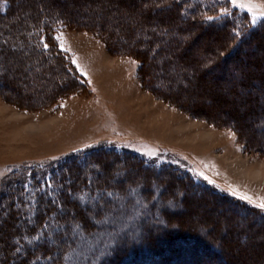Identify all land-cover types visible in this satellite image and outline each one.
<instances>
[{
	"label": "rangeland",
	"instance_id": "rangeland-1",
	"mask_svg": "<svg viewBox=\"0 0 264 264\" xmlns=\"http://www.w3.org/2000/svg\"><path fill=\"white\" fill-rule=\"evenodd\" d=\"M198 1L211 4L206 14L244 16L243 39L187 24L175 0H10L9 15L0 18L3 31L37 15L44 24L45 12L70 19L48 34L54 60L20 44L6 63L0 59V207L18 192L10 189L16 182L42 191L52 184L50 194L63 195L68 179L53 173L60 167L74 185L87 177L88 190H102L85 201L82 218L65 206L63 222L72 229L61 247L78 241L67 245L66 264H146L150 244L174 237L215 242L230 264H264V211L229 194L264 197V17L253 25L239 7L248 0ZM60 33L62 41L55 39ZM150 35L158 37L153 51L146 49ZM150 150L155 156L146 155ZM220 196L254 213L240 218ZM78 219L91 234L80 231ZM0 220L6 226L5 213ZM56 232L50 228L45 241ZM169 244L160 257L174 264H188L190 256L199 264L221 261Z\"/></svg>",
	"mask_w": 264,
	"mask_h": 264
},
{
	"label": "trees",
	"instance_id": "trees-1",
	"mask_svg": "<svg viewBox=\"0 0 264 264\" xmlns=\"http://www.w3.org/2000/svg\"><path fill=\"white\" fill-rule=\"evenodd\" d=\"M12 1V0H11ZM3 2H8L7 5H4ZM177 6L175 7L176 12L180 14L182 12L183 15H181V18L186 21L187 24L192 23H200L206 29H214V30H226L227 32L233 31L232 33L229 32L230 35H233L234 38L237 40L238 38L243 39L240 35L243 34L246 28L247 30V22L244 20L246 19L244 16L237 15L236 12L228 13V12H222L218 14H206V10L208 7H210V3H204L202 1L194 0V4L192 3L193 0H175ZM174 2V3H175ZM190 2V6H187L186 4ZM167 4H171L170 1H166ZM193 4V5H191ZM205 5V7L203 6ZM10 0H0V18H5L9 15V8H10ZM178 8V9H177ZM202 8V9H201ZM46 14H43L42 16L46 19L44 24L40 25V18L39 15H37L35 18H32L31 20H25L20 21L17 23L16 26H8V30L3 31L0 29V51L3 52L0 53V59L3 61V63H6V58L4 56H12L15 52L20 51L17 50L15 47L16 45L20 44L22 46V49L26 50L27 48L30 49L27 51L29 55H35L39 59L43 56H46L47 53L50 55L51 58L53 56V60L55 59V55L52 50L54 47V44H52L51 39L49 38L48 34L55 31V29L58 28H66V26L69 24L70 19H67L64 14L57 13L56 15H52V12H45ZM207 16H212V20H207ZM180 17V16H179ZM178 17V18H179ZM69 21V22H68ZM76 23V22H75ZM40 25V26H39ZM83 25V24H81ZM84 26V25H83ZM39 27V28H38ZM90 27H94V25L91 24ZM100 34L102 32L98 31ZM129 34H132L131 30L128 29ZM39 35H44V38L42 40V37H39ZM160 36V35H159ZM157 36L150 35V39L148 40L147 47L149 51H153L155 48V44L157 46ZM47 43L49 47L45 49L43 45ZM140 45V43H139ZM33 47V48H32ZM34 49V50H33ZM12 51V52H11ZM238 51L237 46H234V48H231L228 51V56L233 55L235 52ZM19 53V52H18ZM57 55V54H56ZM53 81V80H52ZM106 155L110 154L111 151L105 150ZM96 152V150H95ZM115 155L117 153L113 152ZM91 154L85 153L84 156H87ZM104 154V153H103ZM112 154V153H111ZM120 155V154H117ZM83 167V166H82ZM81 168V166L79 167ZM64 169L63 167H60L59 169L53 171V173H57V178L59 181H62L65 177L68 179L67 183H64L65 188L63 195H58L57 198H55V195L50 194L49 184L46 185L44 183V189L39 190L37 185L30 184L28 186H24L22 184L25 183H14L12 184V188L16 195H13L10 193V195L5 193V196H9L10 199L4 203V205H1L0 207V215L5 213V217L8 220L6 223V226L1 222L0 220V244H3L0 246V264H31L34 261H37L36 257L39 256L40 259L38 260V263L35 264H66L65 256L67 255L66 247L68 245V249L73 248L75 245H77V239L71 241V243H68L65 246L61 247L62 241L65 240L63 237L65 234L72 229V225H66L63 222V217H66V210L65 206L69 205L73 207V210L75 212V215L79 218H82V215L86 216V214L89 213V208L85 205V201L88 199L89 196H92L96 194L98 191H102L100 189H96V187H93V189L88 190L87 187L84 184H88L92 186L91 181L93 180H87V177L84 178L85 181L79 182L74 185L75 182L70 181V171L64 172L62 171ZM90 178V177H89ZM55 179L52 177V183H55ZM57 183V182H56ZM96 184V183H95ZM52 185V184H51ZM60 186V184H58ZM62 185V184H61ZM74 185V186H73ZM54 186V185H52ZM101 186L100 184L98 185ZM104 187V186H101ZM71 188V189H69ZM15 189V190H14ZM86 192L87 194H80L77 191ZM11 191V190H10ZM7 191V192H10ZM4 193V192H3ZM74 193L80 194L81 198H73L72 195ZM59 194V193H58ZM1 199L5 198L4 195H1ZM64 196V197H63ZM68 197V200L66 197ZM97 200V199H96ZM226 200V204L230 205L228 207V210L231 212H238L240 215L239 217L242 218L246 213L254 211L243 209L239 202L230 200L226 198L225 196H220V201ZM55 201V203H54ZM75 206H78V208H75L72 206V203ZM96 204V203H95ZM258 213V212H257ZM249 214V213H248ZM83 216V217H84ZM165 216V215H164ZM15 220V221H13ZM10 221V223H9ZM21 221L22 222V228H17L15 225H13L14 222ZM49 221H53L54 226H51ZM77 223H79V229L81 232H84L85 234H91L93 227L90 228V225L87 224V222L81 219H78ZM50 224V225H49ZM92 224V223H91ZM3 225V227H2ZM13 225V226H11ZM78 225V224H77ZM164 226L159 227L165 229L167 226L166 224H162ZM17 228V229H16ZM50 228L55 229L57 232V235L51 240L44 239L45 235L50 230ZM178 230H174V233H177ZM7 236H12L14 238L13 242H4V239ZM177 236V234H176ZM22 237H27L26 240H23ZM32 237H37V239H32ZM69 242V240H68ZM164 242V246L170 245L169 243H180L181 245L184 244L185 249L194 250L195 248L201 249L203 252L210 253V255H219V258L221 259L220 262L217 264H230V261L225 257L224 250L222 247H220L217 243L210 241L207 242H201L194 238H179L174 237L173 239L162 241ZM160 240L156 242V245L150 244V248L152 249L151 252L146 254L145 259L147 260L146 264H174L171 260H169L167 257L164 256V258L161 256V251H163L162 247L163 245ZM167 244V245H166ZM190 244V245H189ZM19 247L21 249L20 252L16 251V248ZM61 247V248H60ZM60 248L58 250L54 257H50V255H47V252L51 249ZM165 252L167 250L164 248ZM9 251H11V254L9 255ZM192 255V254H191ZM197 257V256H196ZM162 258V259H161ZM164 259H167L166 261ZM195 259V258H194ZM193 257L190 256L188 259V264H199L196 259L199 260L197 257L194 261ZM137 260L133 259L128 264H134ZM120 263V262H119ZM115 262L114 264H119ZM177 263V262H176ZM33 264V263H32ZM69 264V263H68Z\"/></svg>",
	"mask_w": 264,
	"mask_h": 264
},
{
	"label": "snow or ice",
	"instance_id": "snow-or-ice-1",
	"mask_svg": "<svg viewBox=\"0 0 264 264\" xmlns=\"http://www.w3.org/2000/svg\"><path fill=\"white\" fill-rule=\"evenodd\" d=\"M237 2H238V0H232V3H233V4H237ZM239 7H241V8H246V9L248 10V12L252 14V17H253V19H252V23H253V25H255L257 22H259V18H260V17H264V4H257V3L254 2V0H248L247 3H240V4H239ZM222 11H225V12H226L227 10H222ZM206 19H207V20H212L213 17H212V16H207ZM42 39H43V38H42ZM55 39H56V40H61V41H62V39H63V34L60 33L59 35H57V36L55 37ZM43 47H44L45 49H47V48L49 47V45H48L47 43H45V44L43 45ZM60 47H61L62 50H66V49L63 48V44H62V43H61ZM73 63H76V61L73 60ZM132 63H133V64H136V63H138V62H136V61H132ZM77 68H79V65H77ZM61 106H63V105H61ZM229 134L232 135V136L235 135L234 133H231V132H229ZM74 151H75V149H74ZM155 154H156V153H155L154 151H151V150L148 151V152L146 153V155L149 156V157H151V156H155ZM53 159H55V158H53ZM193 171H195V170H193ZM197 174H198V175H201V176L204 175L203 173H197ZM204 178H205L206 180H208V178H207L206 176H205ZM208 182H209V183H214V182L211 181V180H208ZM49 187H51V185H49ZM229 194L232 195V196H236V197H238V198L241 199V200H245V201H247L249 204H251V205H253L254 207H256L257 209H259V210H261V211H264V197H258V198H256V199H253L252 197L248 196L247 194H242V193H240V192L237 191L236 189H230V190H229ZM78 198H81V199H82V197H80V196H78ZM54 203H55V201H54ZM25 239H27V237H26ZM32 239H37V237H32ZM16 251H17V252H20L21 249H20L19 247H17V248H16ZM36 259L39 260L40 257L37 256ZM65 259H68V257L65 256Z\"/></svg>",
	"mask_w": 264,
	"mask_h": 264
}]
</instances>
